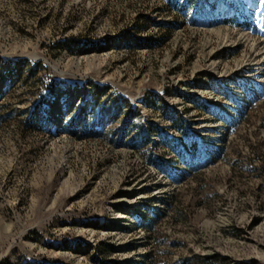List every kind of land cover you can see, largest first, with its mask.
Segmentation results:
<instances>
[{
    "label": "rangeland",
    "instance_id": "374dc122",
    "mask_svg": "<svg viewBox=\"0 0 264 264\" xmlns=\"http://www.w3.org/2000/svg\"><path fill=\"white\" fill-rule=\"evenodd\" d=\"M0 264H264V0H0Z\"/></svg>",
    "mask_w": 264,
    "mask_h": 264
}]
</instances>
